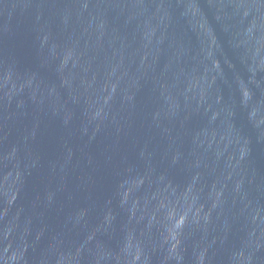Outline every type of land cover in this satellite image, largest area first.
Instances as JSON below:
<instances>
[{"label": "water", "instance_id": "water-1", "mask_svg": "<svg viewBox=\"0 0 264 264\" xmlns=\"http://www.w3.org/2000/svg\"><path fill=\"white\" fill-rule=\"evenodd\" d=\"M0 211L121 264H264V0H0Z\"/></svg>", "mask_w": 264, "mask_h": 264}]
</instances>
